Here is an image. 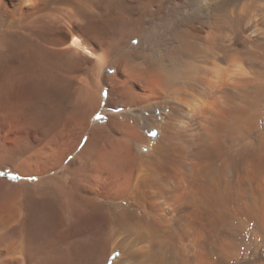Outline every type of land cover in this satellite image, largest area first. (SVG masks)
I'll return each instance as SVG.
<instances>
[{"label":"bare ground","instance_id":"obj_1","mask_svg":"<svg viewBox=\"0 0 264 264\" xmlns=\"http://www.w3.org/2000/svg\"><path fill=\"white\" fill-rule=\"evenodd\" d=\"M262 63L264 0H0V116L48 194L0 264H226L231 219L264 231Z\"/></svg>","mask_w":264,"mask_h":264},{"label":"rangeland","instance_id":"obj_2","mask_svg":"<svg viewBox=\"0 0 264 264\" xmlns=\"http://www.w3.org/2000/svg\"><path fill=\"white\" fill-rule=\"evenodd\" d=\"M262 42L263 41H261V43ZM262 64L264 65V63ZM246 84L248 86L247 87L248 91L250 93H253L254 86H256V83L246 82ZM107 95H105L104 98L105 100L103 103L102 110L97 114V117L99 116L101 117V119H97L96 117V119L94 120L95 122L103 121L107 117L108 112L107 109L105 108ZM259 97L261 101V106L259 108L258 115L260 114V116H258L257 118L258 121L252 115L253 125L255 123L257 124V128L252 129L250 131L252 135L251 138L253 139H258L260 135L264 134V94H260ZM14 102H15L14 99L5 100L1 102L2 116H0V142H1L0 159L3 157L5 158H3V160L1 159L0 161V171H3L9 175H16L19 177V179L13 181L8 179L7 175L0 177V219L7 216L6 218L8 219V223L10 222L9 225L8 224L6 225V229L4 228L3 230L0 231V233L2 231L3 233L9 231V229L14 230L15 228H18L19 227V226L17 227V225H19L18 222L28 219V217L31 216L32 213H34V211L37 210L39 206L41 207L42 205L48 202V194L45 189L46 187L45 185H43L42 182H40L41 177H38L37 175L29 176L28 173L31 171V167L26 166L27 165L25 163L26 161L22 162L23 159L24 160L29 159L28 157L30 156V155H26L24 157L23 155V153L25 154L24 151L25 142L23 141L25 137L28 136V133H30L32 130L33 131L35 130L33 128L32 130L30 129L31 127L29 126H32V123H30V121L27 118L25 119V121L23 120L25 116L16 114ZM26 125L29 126L26 127ZM32 127L35 126L33 125ZM243 135L244 133H242L241 135H235V137L240 139V136H242V138L244 139ZM18 156H20L21 159H18L20 158ZM180 158H181V165H180L181 176L179 175L177 177L178 181H180L182 185L186 183V180H190V181L195 180L196 182H201L202 178L198 176V171L196 172V170H194L193 167H191L193 158L190 159L191 157L186 153L185 154L180 153ZM27 167H30V169L27 170ZM57 176L59 178L61 177L66 178L62 170H59L57 172ZM243 216L244 215L236 216V218L231 219L230 221L231 224L229 223V227H228L229 232L236 248L232 250L231 253L229 254L228 260H226V264H264V231H260V228L258 229V226L256 225L255 221L252 222V220H250L248 217L246 216L243 217ZM70 236L71 235H69V237ZM75 236H78V234H75L74 236L71 237H75ZM15 244L16 242L14 244L10 243L8 245V250H12L13 248L14 251L13 250L9 251L11 252L10 254L13 255V257L15 258L16 256L21 257L20 255H17V252H19L17 250L18 245ZM100 247L97 253H99V256L101 255L100 257H103V253L105 249H103L104 246L100 245ZM62 259L63 258L60 257V262H51V263L47 262L43 264H64ZM8 263L18 264L17 262H12V263L7 262L6 264ZM107 264H112V262H109Z\"/></svg>","mask_w":264,"mask_h":264},{"label":"snow or ice","instance_id":"obj_3","mask_svg":"<svg viewBox=\"0 0 264 264\" xmlns=\"http://www.w3.org/2000/svg\"><path fill=\"white\" fill-rule=\"evenodd\" d=\"M74 42H76V41H75V38H74ZM97 119H101V117L98 116ZM148 135L155 137V136L157 135V133L154 132V131H152V132H149ZM6 175L8 176L9 179H11V180H13V181L19 179V177L16 176V175H9V174H7V173H5V172H3V171H0V177L6 176Z\"/></svg>","mask_w":264,"mask_h":264},{"label":"trees","instance_id":"obj_4","mask_svg":"<svg viewBox=\"0 0 264 264\" xmlns=\"http://www.w3.org/2000/svg\"><path fill=\"white\" fill-rule=\"evenodd\" d=\"M8 177V176H7ZM9 179V178H8ZM11 180V179H10Z\"/></svg>","mask_w":264,"mask_h":264}]
</instances>
